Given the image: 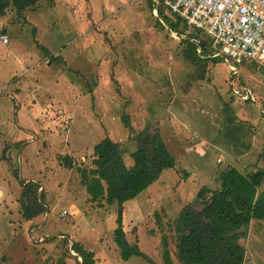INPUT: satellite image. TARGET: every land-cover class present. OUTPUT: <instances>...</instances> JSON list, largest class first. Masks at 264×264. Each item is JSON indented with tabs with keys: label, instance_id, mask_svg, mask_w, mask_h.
<instances>
[{
	"label": "rangeland",
	"instance_id": "1",
	"mask_svg": "<svg viewBox=\"0 0 264 264\" xmlns=\"http://www.w3.org/2000/svg\"><path fill=\"white\" fill-rule=\"evenodd\" d=\"M35 2L0 19V264H79L75 243L96 264H148L122 259L118 206L92 202L79 172L95 168L94 147L105 137L127 150L131 166L132 138L146 127L160 131L176 162L125 203L126 237L155 264H164L166 237L183 264V208H201L200 191L217 189L227 165L264 169L263 68L231 60L234 75L221 56L191 63L179 42L186 34L158 24L148 0ZM244 88L253 96L236 92ZM29 181L41 185L47 209L33 220L19 201ZM246 229L244 264H264V219Z\"/></svg>",
	"mask_w": 264,
	"mask_h": 264
},
{
	"label": "trees",
	"instance_id": "2",
	"mask_svg": "<svg viewBox=\"0 0 264 264\" xmlns=\"http://www.w3.org/2000/svg\"><path fill=\"white\" fill-rule=\"evenodd\" d=\"M150 9L156 7L154 0H148ZM36 4L35 0H0V19L10 9L24 12ZM167 7L159 0L157 23L165 22L169 30L184 34L179 41L184 46L186 58L193 64L213 61L220 57L213 56L209 40L201 30L194 29L180 17L166 14ZM199 40V43H196ZM198 47L201 52H198ZM212 47V46H211ZM247 64V63H243ZM248 65L258 64L254 61ZM263 68L261 65H258ZM124 123L131 128L130 121ZM133 132V131H132ZM135 149L131 154L133 164L128 166L125 156L127 150L110 137L103 138L94 147L93 161L95 168H79L81 183L86 188L92 202L103 201L107 205L118 206L117 228L114 241L121 257L128 261L136 255L144 258L148 264L154 261L144 253L138 244H131L126 237L123 224L124 205L147 190L156 182L165 169L175 166V157L168 149L161 133L157 129L146 127L132 138ZM74 164L68 160L67 167ZM264 181V169L254 173L242 171L234 165H227L220 172V186L217 189L204 187L199 195L201 208L193 203L181 211L176 222L178 233L177 250L183 264H244L246 247L242 240L248 237L247 229L253 218L264 219V193L258 190ZM19 199L23 216L33 220L45 209V199L41 185L36 181L24 182ZM164 264H175L171 257L166 237H163ZM79 264H96L95 253L75 243Z\"/></svg>",
	"mask_w": 264,
	"mask_h": 264
},
{
	"label": "built area",
	"instance_id": "3",
	"mask_svg": "<svg viewBox=\"0 0 264 264\" xmlns=\"http://www.w3.org/2000/svg\"><path fill=\"white\" fill-rule=\"evenodd\" d=\"M154 2L157 10L159 0ZM163 3L167 12L202 31L214 55L227 60L234 75L239 66L231 60L237 64L254 61L264 67V0H163ZM236 92L246 98L253 96L250 88Z\"/></svg>",
	"mask_w": 264,
	"mask_h": 264
},
{
	"label": "clouds",
	"instance_id": "4",
	"mask_svg": "<svg viewBox=\"0 0 264 264\" xmlns=\"http://www.w3.org/2000/svg\"><path fill=\"white\" fill-rule=\"evenodd\" d=\"M205 38H206V36H205ZM207 40H208V38H206ZM197 41V40H196ZM198 43V42H197ZM198 48H200V47H198ZM212 49H213V47H212ZM200 52H201V48H200ZM211 55H213V56H215L214 55V52L212 51V54Z\"/></svg>",
	"mask_w": 264,
	"mask_h": 264
},
{
	"label": "crops",
	"instance_id": "5",
	"mask_svg": "<svg viewBox=\"0 0 264 264\" xmlns=\"http://www.w3.org/2000/svg\"><path fill=\"white\" fill-rule=\"evenodd\" d=\"M3 37V36H2Z\"/></svg>",
	"mask_w": 264,
	"mask_h": 264
}]
</instances>
